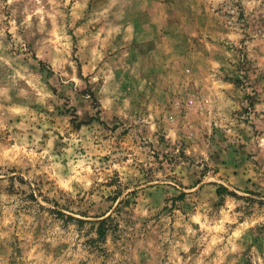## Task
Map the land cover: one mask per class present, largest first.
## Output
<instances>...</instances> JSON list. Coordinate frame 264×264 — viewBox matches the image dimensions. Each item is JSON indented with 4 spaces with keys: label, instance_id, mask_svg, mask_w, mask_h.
I'll list each match as a JSON object with an SVG mask.
<instances>
[{
    "label": "clouds",
    "instance_id": "9594fccd",
    "mask_svg": "<svg viewBox=\"0 0 264 264\" xmlns=\"http://www.w3.org/2000/svg\"><path fill=\"white\" fill-rule=\"evenodd\" d=\"M159 7L0 0V264H264V0L171 5L154 82L127 43Z\"/></svg>",
    "mask_w": 264,
    "mask_h": 264
},
{
    "label": "rangeland",
    "instance_id": "374dc122",
    "mask_svg": "<svg viewBox=\"0 0 264 264\" xmlns=\"http://www.w3.org/2000/svg\"><path fill=\"white\" fill-rule=\"evenodd\" d=\"M181 2L182 0H159L161 7L150 15L148 13L132 14L130 40L127 43V59L129 63L142 61L145 67V75L154 82L168 75V65L166 63L168 59L174 58L175 61H180L187 55L191 47L187 33L181 29L180 21L178 17L172 15V8L170 7L175 4L179 8ZM192 43L195 44L196 42L193 40ZM249 71H251V68L245 58V61H237L228 70L224 80L232 83L236 88H243L247 86L246 81L249 79ZM258 79H264V76ZM130 84L131 81L127 80L125 86ZM244 99L248 101L249 107L258 102L256 96L245 95ZM68 111L74 112L75 109ZM244 111L247 112V108ZM62 114L66 115L68 113L64 112ZM213 132L223 138V133L219 130L213 129ZM161 140L163 141V137H161ZM222 163L228 164L230 161L224 160ZM221 190H223V186L218 188V192ZM100 224L97 225V229H99Z\"/></svg>",
    "mask_w": 264,
    "mask_h": 264
},
{
    "label": "trees",
    "instance_id": "16d2710c",
    "mask_svg": "<svg viewBox=\"0 0 264 264\" xmlns=\"http://www.w3.org/2000/svg\"><path fill=\"white\" fill-rule=\"evenodd\" d=\"M105 233V223H101L100 226H99V229H98V234L99 236H103Z\"/></svg>",
    "mask_w": 264,
    "mask_h": 264
}]
</instances>
